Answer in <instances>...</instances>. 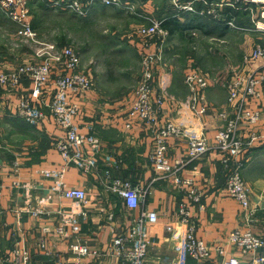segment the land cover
Listing matches in <instances>:
<instances>
[{"label":"built area","instance_id":"obj_1","mask_svg":"<svg viewBox=\"0 0 264 264\" xmlns=\"http://www.w3.org/2000/svg\"><path fill=\"white\" fill-rule=\"evenodd\" d=\"M196 1L198 0H172L174 8L178 11L212 16L217 20L222 17L223 9L234 8L237 3L254 5L257 11L250 30L259 33L264 39V0H217L218 4L214 3L202 10L196 8ZM39 6H46L52 11L73 13L79 17H87L97 7H109L131 13H135L138 8L134 0H0V12L18 27L15 38L20 43L16 46L29 43L35 47L34 62H26L12 72L0 69V88L19 87L23 80H29L30 92L19 102L18 115L27 123L38 126L46 117V105L62 130V135L56 137L52 143L65 166L40 171L45 179L52 182L51 192L71 202L69 209L60 212L59 225L54 230L43 228L41 232L39 250L47 256H52L54 254L48 245L52 234L71 239L80 234L82 221L89 217V198L86 191L70 188L65 182L67 166L72 165L85 175H93L98 182L123 199L126 207L131 210L144 207L149 189L114 178L111 170L99 172L102 142L93 132L92 126H89L86 132L79 127L76 119L80 109L74 101L75 98L93 90V77L81 70V57L73 48H59L55 43L39 40L32 23L33 11ZM143 19L148 21V24L138 28V35L151 40L160 36V40L164 41L168 35L162 26L164 20L149 15ZM227 24L246 31V28L237 27L234 20H229ZM155 44L141 45V76L134 100L128 105L126 117H122V128L129 133L148 134L149 159L155 172L149 184L154 185L162 181L183 194L177 217L179 222L187 227L184 249L190 258L203 263L211 259L213 251L219 256H225L226 249L211 248L197 238L192 210L201 203L203 193L194 177L185 175V171L212 149L216 150L227 174L226 193L240 204L246 221H254L256 210L251 208L250 188L243 180L242 170L245 166L243 156L256 144L264 143V134L253 130L262 123L263 112L249 105L252 101L260 100L264 92V46L257 45L244 57L245 64L258 63L257 69L236 73L224 84L229 94L228 109L217 111L223 124L216 132L212 145L204 134L190 131L169 120L170 115L165 112V106L173 104L166 92L170 73L159 67L163 60V44H156L153 50ZM157 77L158 88L155 85ZM184 82L190 92L188 102L191 111L198 117L207 115L210 105L205 92L212 84L210 79L200 70L193 69L185 74ZM244 129L246 131L243 135ZM174 140H184L187 144L186 153L182 157L169 156L170 144ZM2 147L0 137V148ZM18 166L19 163L15 161L14 174L18 173ZM10 188L24 191V204L14 211L17 215L41 217L46 214V206L51 196H41L34 200V185L20 180H14ZM6 189V184L0 180V205ZM158 222L156 211L143 209L138 216L131 219L125 231L114 237L106 253L110 257L124 260L126 264H147L152 244L150 230ZM228 245L243 252L255 253L257 258L244 263L236 257H228L222 264H264V236L256 234L250 225L245 229L232 231L228 237ZM68 251L78 258L98 257L101 254L99 250L83 242L70 243ZM57 256L61 259V254L58 253ZM32 259L33 253L21 247L16 240L10 253L0 258V264H30Z\"/></svg>","mask_w":264,"mask_h":264},{"label":"crops","instance_id":"obj_2","mask_svg":"<svg viewBox=\"0 0 264 264\" xmlns=\"http://www.w3.org/2000/svg\"><path fill=\"white\" fill-rule=\"evenodd\" d=\"M135 1H144L145 5V11L139 12L137 9L138 14L134 13L135 17L143 19L149 15L159 19L177 18L178 31L169 34V30L164 28L168 34L165 40L177 37L186 39L188 36L190 42H193L201 38L199 41L204 43L203 46L200 45L203 56L200 60L204 65L207 62L206 65L209 68L218 65L216 63L224 68L240 67L244 57L257 45L264 46V39L258 33L244 34L243 31L226 25L221 18L216 21L217 19L212 16L178 11L174 8L172 0H161V3L156 2L157 0ZM214 3H217V0H198L195 6L202 10ZM38 8H44V6ZM216 8L218 9L219 6ZM248 9L249 6L242 8L238 17L242 18L247 14L250 18ZM2 15L6 17L3 13ZM238 24L237 27L241 28L248 25V23L247 25L246 23ZM238 37L242 41L233 42L234 39L238 40ZM156 44L153 45V50ZM193 49L196 47L194 46ZM169 50L167 47L165 53ZM169 56L176 58L170 61L174 63V68L165 70L171 73L166 92L173 104L166 105L165 112L168 116L176 113V122L190 131L204 134L213 145L214 136L223 124L217 111L228 109L227 92L224 88L211 84L205 92L210 110L203 117L196 116L190 109L188 102L190 92L179 70L182 61L178 59V55ZM26 58L31 57L28 58L24 54L19 59H6L0 62V69L13 70L22 61L27 62ZM258 67V63L246 64L245 70H254ZM158 79L157 77L155 83L157 88ZM30 88L31 84L28 80H24L16 88H0V137L3 141V147L0 148V180L7 186L0 205V258L9 254L14 242L18 240L21 247L33 253L30 264H126L124 260L110 257L106 252L114 237L125 231L131 219L138 216L143 209L156 211L159 216L158 224L150 230L152 244L147 264H222L228 257H236L241 262L248 263L257 258L255 253L243 252L241 249L228 245L230 233L236 229H245L248 225L241 212L240 204L226 193L227 174L219 153L214 149L196 164L190 165L185 175L193 176L203 193L201 203L192 210L196 221L197 238L211 248L223 247L226 253L225 256H219L213 251L211 259L203 263H199L186 254L184 242L187 227L180 223L177 217L183 194L162 181L154 185L149 184L155 172L149 159L148 134L124 131L122 114L128 105L122 108L123 104L116 103V100L105 102L106 98L98 94L101 90L96 86L91 92L75 98L74 101L80 109L76 119L79 127L86 132L87 128L92 126L93 132L102 142L103 151L99 160V172L111 170L114 178L148 188L149 193L143 208L131 210L126 207L123 199L98 182L93 175H85L76 167L67 166L65 182L70 188H81L86 191L89 198V217L82 221L80 234L71 239H63L53 233L48 245L54 255L47 256L42 253L38 244L43 228L54 230L59 225L60 212L69 209L71 202L53 194L52 182L40 174L43 169H57L65 166L60 153L52 143L56 137L62 135V130L57 126L46 105L44 106L46 117L38 126L27 123L18 115V104L28 95ZM119 104L122 105L119 106ZM249 105L263 112L262 123L253 130L264 134V92L260 100L252 101ZM245 131V129L242 130L243 135ZM186 150L187 144L184 140H174L170 144L169 156L182 157ZM243 160L245 166L242 177L250 188L251 208L256 210L250 227L259 236H264V143L256 144L251 148L243 156ZM15 161L19 163L17 174L13 173ZM14 180L33 184L34 200L41 196H51L45 215L19 216L14 212L24 204V191L10 188ZM75 242L87 243L91 248L99 250L100 256L78 258L68 251V245ZM58 253L61 254V259L57 256Z\"/></svg>","mask_w":264,"mask_h":264},{"label":"rangeland","instance_id":"obj_3","mask_svg":"<svg viewBox=\"0 0 264 264\" xmlns=\"http://www.w3.org/2000/svg\"><path fill=\"white\" fill-rule=\"evenodd\" d=\"M143 2H134L139 12L145 11ZM156 2L161 3V0H157ZM138 11L136 10V15ZM247 11L250 14V18L246 14V16L242 18L238 17L237 19L240 24L246 23L247 25L248 23L247 27H244L246 31H243V33L252 35L254 32L250 30L252 28L250 25L254 23L257 8L249 4ZM135 14L109 7H97L87 17H79L69 12L35 8L32 23L40 41L55 43L59 48L71 47L80 55L81 70L91 74L94 87L96 86V88L101 90L98 94L106 98L107 101L105 102L116 100V103L120 102L123 104L122 108L132 103L141 76V46L139 45L144 46L148 43H162L164 46L163 60L159 66L160 69L174 68V63H170V61L171 59L176 60V58H170L169 55H178V59L182 61L179 70L181 71V75H183L184 81L186 73L193 69L200 70L207 75L212 84L226 90L228 101L229 94L224 84L230 81L231 76L234 74L246 71L244 59L240 67L231 66L224 68L219 63H216L218 65L209 68L206 65L207 62L204 65L202 60H200L203 57L200 45L203 46L204 43L199 41L201 38H197L193 42H190L188 36H186V39L180 37L172 39L175 42L170 38L161 41L160 36L154 37L152 40L143 39L138 35L137 31L140 26L147 25L148 21L141 19V17H135ZM17 29V25L4 17L0 12V62L6 59H19L24 54L28 58L31 57L30 59L26 58L27 62L35 61V47L33 45L21 43L20 46H16L20 43L15 38ZM239 41H242L240 37H238V40H233V42ZM259 45L263 46V44ZM194 46L196 49H193ZM167 47L170 50L165 53ZM24 63L26 62L22 61L18 64V67ZM13 70L6 71L12 72ZM8 87L16 88L13 86ZM185 102L187 103V101ZM122 104H119V106ZM126 112L127 109L123 111V118L126 117ZM175 117L176 113L170 115L169 120L176 122ZM246 223L247 225H251L252 222L246 221Z\"/></svg>","mask_w":264,"mask_h":264},{"label":"trees","instance_id":"obj_4","mask_svg":"<svg viewBox=\"0 0 264 264\" xmlns=\"http://www.w3.org/2000/svg\"><path fill=\"white\" fill-rule=\"evenodd\" d=\"M247 6H249V4L247 5V4L243 3V2L237 3L236 7H234V8H230L229 7L227 9H225L224 11H222L221 19H223V20H221V19H219V20H221L222 22H225L226 25H228L227 22L229 20H234V22L238 26L239 25L238 24L239 21H238L237 18H238V15H239V11L242 8L247 7ZM44 9L51 10V9H49L46 6H44ZM163 20H164L163 23H162L163 29L164 28L168 29L169 32H170L169 34H174L175 32L178 31L179 27H178V23H177V18L172 17L171 19H163ZM216 21H218V20H216Z\"/></svg>","mask_w":264,"mask_h":264}]
</instances>
